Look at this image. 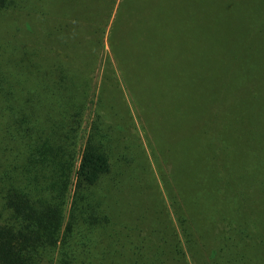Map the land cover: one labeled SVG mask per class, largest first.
Wrapping results in <instances>:
<instances>
[{"label": "trees", "instance_id": "1", "mask_svg": "<svg viewBox=\"0 0 264 264\" xmlns=\"http://www.w3.org/2000/svg\"><path fill=\"white\" fill-rule=\"evenodd\" d=\"M90 1L99 16L52 12L53 0H0V264H200L230 241H260L264 209L250 216L243 196L264 191V80L219 79L202 85L201 97L197 80H170L177 90L196 86L198 110L221 109L218 134L203 139L211 151L190 164L182 187L150 122L165 104L161 81L149 54L142 71L134 67L139 42H155L132 31L151 0H122L109 30L115 1ZM107 44L112 57L100 63ZM161 46L152 50L157 58ZM145 74L154 77L148 86ZM125 89L148 114L155 160ZM181 105L180 120L188 119ZM239 142L258 156L242 155L247 166L237 161ZM161 156L173 167L176 192Z\"/></svg>", "mask_w": 264, "mask_h": 264}, {"label": "rangeland", "instance_id": "2", "mask_svg": "<svg viewBox=\"0 0 264 264\" xmlns=\"http://www.w3.org/2000/svg\"><path fill=\"white\" fill-rule=\"evenodd\" d=\"M114 1L107 24L108 30L122 0ZM151 5L152 9L149 12H138L134 16L137 17L138 23L132 31H140L142 35L149 33L155 42H152V46L148 42H139L141 56L140 59H136L134 67L138 72L142 71L144 65L141 60L144 55L149 54L153 74L161 81L157 96L165 102L163 106L155 107L150 122L153 123V128H156L154 136L169 147L171 160H175L179 166L177 179L181 186L186 188V181L191 180L187 175L189 173L187 171L191 169L190 164L195 166L200 157L211 151L210 141L204 143L203 139H211L209 135L218 134L220 130L218 110L221 109L214 107L204 111L198 110L194 105L196 86L189 83L187 88L177 90L171 85L170 80H197L195 96L198 97H201L202 85L215 87L219 79L264 80V0H151ZM52 12H61L63 15L99 16L103 11L95 9L90 0H53ZM164 39L168 41L164 42ZM106 40L108 43L107 38ZM158 43L163 48L159 58L152 52ZM133 51H137L135 46ZM108 56L112 57V54L107 44L101 50L100 63L105 62ZM116 70L118 72L117 68ZM143 78L145 86H148L154 77L145 74ZM137 79L143 80L140 77ZM149 90L151 94L154 93L155 86L149 87ZM131 94V91L125 89L136 131L151 160H155L149 142L152 145H156L157 142L148 127L146 120L148 114L143 115L142 110L136 106L135 95ZM172 94L176 98L167 101ZM182 102L188 106L190 112L188 119L184 120H180L179 115ZM222 108L231 110L230 105ZM239 143H242L239 146L242 152L239 153L237 161L247 166V158L256 160L258 156L248 157L250 152L247 143ZM176 145L178 147L172 150L171 147ZM189 146H192L191 149L186 151ZM254 147L259 150L258 145ZM160 159L165 173L168 174L167 179L172 183L173 191H178L171 171L172 166L165 163L163 156ZM153 166L158 170L154 162ZM252 168L253 165L250 163L249 171ZM196 173L194 179L199 177L198 172ZM156 175L159 179L158 172ZM200 178L202 179V176ZM161 188L166 196L164 183H161ZM243 198L245 212L251 213L252 217L261 215L264 209V191L255 193L249 190ZM261 231L264 233V229ZM228 245L215 253L213 260L206 258L201 260L200 264H264V235L260 241H244L241 244H233L230 241Z\"/></svg>", "mask_w": 264, "mask_h": 264}]
</instances>
